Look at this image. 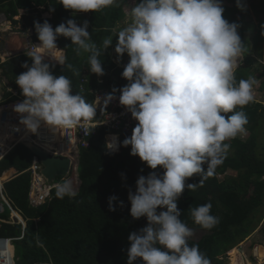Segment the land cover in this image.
I'll use <instances>...</instances> for the list:
<instances>
[{"label":"clouds","instance_id":"1","mask_svg":"<svg viewBox=\"0 0 264 264\" xmlns=\"http://www.w3.org/2000/svg\"><path fill=\"white\" fill-rule=\"evenodd\" d=\"M57 2L76 14L99 12L117 4V0ZM236 6L246 8L242 0H236ZM54 11V6L49 7V12ZM224 11L223 0H138L130 10V22L120 24L123 28L116 34L114 46L109 36L100 47L92 41L87 19L78 24L69 18L55 28L47 19L33 22L40 44L28 53L31 64L25 61L21 65L26 71L16 76L24 99L13 106L20 114V123L32 133L41 126L51 132L71 129L97 115L94 97L91 105L79 93L73 94L67 76L52 71L59 64L79 75L72 64H66V56L50 55L58 49V37L70 38L77 56L88 54L89 71L98 77L105 74L99 59L105 50L113 47L117 64L125 54L129 57L121 72L128 83L112 88L105 97V107L117 98L118 91L119 104L137 123L122 142L111 134L105 148L114 153L120 146H130V155L138 156L153 171L139 175L135 191L128 192L131 217H144L147 224L129 234L126 264H210L198 244H189L195 231L180 218L177 202L185 188L194 192L214 176L230 150L226 141L246 132L247 115L237 109L253 101L256 81L253 77L236 80L235 69L245 52L238 33L241 25L229 22ZM15 16L9 18L11 22L21 21V31L29 32L23 28L22 17ZM2 49L0 45L1 60L15 55H3ZM76 156L73 158L78 160ZM158 166L162 171H156ZM194 175L199 181L186 183ZM55 188L60 199L78 195L70 180ZM117 200L116 195L108 197L109 211L116 210L113 202ZM119 204L123 207L124 202ZM211 209L210 201L190 207L192 222L203 230L215 228L220 217ZM37 245L43 246L39 240Z\"/></svg>","mask_w":264,"mask_h":264},{"label":"trees","instance_id":"2","mask_svg":"<svg viewBox=\"0 0 264 264\" xmlns=\"http://www.w3.org/2000/svg\"><path fill=\"white\" fill-rule=\"evenodd\" d=\"M127 1L117 0L116 5L99 12L76 14L65 10L57 0H0V12L12 18L22 10L23 28L30 30V38L35 46L40 41L34 21L43 23L47 19L55 28L61 22L72 18L71 14H84L89 21L88 31L92 41L100 47L103 39L112 36L113 30L120 27L121 20L125 17L124 5ZM137 2L138 0H133V5ZM242 3L246 5L244 10L236 6V0H223V16L229 22L241 25L238 33L245 49L243 60L235 69V76L237 82L255 77L256 89L264 92V64L255 60L250 53L246 36L249 23L244 20V16L255 14L258 28L263 35L257 34L254 41H264V0H242ZM52 6L55 11L49 12V7ZM13 21L16 23V20ZM251 25L253 26L252 23ZM56 44L58 49L51 50L50 55L66 56V64H72L79 71V75L59 64H55L52 71L56 75L67 76L72 81L73 94L79 93L91 105L93 90L104 88L112 91L113 87L119 89L128 83L121 77L124 65L117 64L108 49L99 57L105 74L98 77L89 71L88 54L77 56L74 51L76 46L70 38L60 36ZM28 53L30 52L23 51L4 60L0 58V83L3 92L0 104L17 97L24 99L15 79L26 71L21 66L25 61L31 64ZM46 59H49L48 55ZM83 74L87 80L84 88L80 89L79 79ZM11 89H16L17 95H13ZM237 110H242L247 115L248 123L245 128L248 136L244 139L237 136L226 141L231 145L230 150L223 163L217 167L214 176L206 179L204 186L198 187L194 192L185 188L177 202L181 210L180 218L194 231L203 232L199 238L190 239L189 244H198L201 252L209 258L210 264L227 262L228 251L243 241L260 221L255 216L264 203V156L257 153L256 134L264 104L254 98L243 109ZM102 116L103 111L97 109L93 120L99 121ZM95 128L90 145L79 148L77 175L80 183L76 191L78 195L74 198H57L54 188L47 202L39 207H31L28 203L30 175L25 172L32 157L30 149L23 143H18L0 161V170H10L13 173L4 183L5 193L25 219L23 237L13 240L14 247L19 248L14 253L15 264H126L127 249L130 246L127 239L129 234L147 224L144 217H131L128 192L130 189L135 191V181L139 175L146 176L153 170L138 156L130 155V146H120L118 152L107 153V128L102 125ZM126 137L129 136L120 134L119 141L122 142ZM54 138H61L60 130L54 132ZM228 169L236 171V174L225 175L219 179L218 175L224 174ZM156 171L162 170L158 166ZM121 173L124 174L123 177ZM8 174L6 171L5 177ZM199 179L198 175H194L186 183H195ZM111 195L118 197L113 202L115 211H109L108 197ZM119 201L124 202L123 207ZM209 201L212 203L211 212L220 217V223L211 230H203L192 222L189 208ZM3 216L7 214L4 213ZM21 232V224L0 221V236L16 238ZM37 240L42 243V247L37 245ZM137 264L140 262L137 261ZM230 264H242L237 253Z\"/></svg>","mask_w":264,"mask_h":264},{"label":"built area","instance_id":"3","mask_svg":"<svg viewBox=\"0 0 264 264\" xmlns=\"http://www.w3.org/2000/svg\"><path fill=\"white\" fill-rule=\"evenodd\" d=\"M18 19V16H15ZM13 23L9 17L0 12V45L1 54H10L12 51L19 50L23 47V37L28 38V46L26 50L34 51L36 46L30 38L28 31L14 30ZM7 42L5 48L3 44ZM85 74L80 78V88H84L83 84L86 82ZM13 95H17L16 90H11ZM108 89L99 88L93 90V103L97 109L103 111V116L99 121H82L77 127L71 129H58L61 132V138L55 140L54 132H51L47 127L41 126L36 132L32 133L23 124L20 123V114L13 110V106L23 99L17 97L15 99L4 101L0 104V161L9 153V151L18 143H23L25 140L40 144L45 147L51 154L61 156L78 155L79 148L88 147L91 142V137L94 136L96 126L102 125L107 128L105 139L111 134H124L131 136L132 129L136 125L135 121L126 108L119 104V92L117 91L116 99L110 101L105 107V97L110 93ZM47 143V146L46 144ZM72 145V146H70ZM70 146V147H69ZM120 149V147H119ZM118 149V151H119ZM116 151V152H118ZM107 153H111L106 149ZM114 152V153H116ZM42 165L36 155H32L29 166L25 172H29L30 183L28 189V203L31 207H38L51 198V191L58 185V182L46 181L41 174ZM6 170H0V221L5 223H18L22 226V232L19 237H0V264H15L13 258L14 239L23 237V230L25 227V219L22 217L20 211L12 204L11 200L5 193L4 183L12 176L8 174L5 177ZM8 211L7 216L3 214ZM257 256V253L255 254ZM225 264V263H220Z\"/></svg>","mask_w":264,"mask_h":264},{"label":"rangeland","instance_id":"4","mask_svg":"<svg viewBox=\"0 0 264 264\" xmlns=\"http://www.w3.org/2000/svg\"><path fill=\"white\" fill-rule=\"evenodd\" d=\"M133 6H134L133 0H128L127 3L124 5L125 17L121 20L122 21L121 25H125V24L127 25L130 22L131 20L130 10ZM22 12L23 11L20 10L17 16L19 17L22 16L24 14ZM71 15H73L72 18H75L78 24H82V22L85 19H87V17L84 14L83 15L71 14ZM245 19L249 23L246 36L249 41L248 47L250 49V53L252 54L255 60H258L259 62L264 64V41L262 40L257 41V42L254 41V37H256L257 34H262L260 33L261 32L260 28H258L255 14L251 13L250 15H246L244 16V20ZM251 23L253 24V26L251 25ZM20 24H21V21H19V24L17 22L13 23V25H16L15 27L16 30H19V31L22 30ZM122 28L123 27H118L113 30V34L111 36L113 37V46L116 42L115 36L120 30H122ZM108 50L111 56L115 59L116 53L114 52L113 47H110ZM127 58L129 57L127 56V54H125L121 60V63L125 62ZM115 62H116V59H115ZM255 81L257 82L256 78H255ZM1 95H2V89H1V83H0V97ZM253 96L256 100L264 104V92L258 91L256 89V83L253 85ZM256 134H257V141H258L257 153L264 156V111H263V116L260 119V124H259ZM247 136H248L247 131L243 134L238 135V137L243 138V139L246 138ZM75 157L77 156L75 155ZM75 157L74 159L77 161V158ZM75 160H73V162H75ZM73 170H74V166L72 165L71 172L67 177L66 176L62 178L58 177L56 180L57 181L61 180V182L63 183L65 180H69L73 178V175H72V173L74 172ZM235 174H236V171L228 169L224 174H219L218 177L219 179H222L223 177H225V175L234 176ZM71 182H72L74 190L77 191L79 187V186L77 187V183H76L77 181L75 182V180L73 179ZM259 210L260 211L256 214L255 217L260 218V221L256 223L257 221L256 220L255 221L256 226L248 234V236L244 238L243 241L236 244L230 251H228L227 262H225V264H230L231 260L234 259V255L236 253H237V258L239 259V261L242 262V264H248V262L250 264H264V255L262 253L264 252V203L262 204V206H260ZM5 213L8 214V211H6ZM201 234H202L201 231H195L194 238L199 237ZM241 243L242 245H240ZM256 247H258L259 249H256ZM15 250H19V248L14 247V253H15ZM256 253H257V256H255Z\"/></svg>","mask_w":264,"mask_h":264},{"label":"water","instance_id":"5","mask_svg":"<svg viewBox=\"0 0 264 264\" xmlns=\"http://www.w3.org/2000/svg\"><path fill=\"white\" fill-rule=\"evenodd\" d=\"M23 40V47L19 50H16L15 54L20 53L26 48V46H28V38L23 37ZM11 54H13V52H11ZM23 144L27 146L33 154L38 156L42 165L41 174L46 181L49 182L52 180H56L57 177H65L70 174L73 165L72 156L51 154L48 150L35 144L32 141H25L23 142Z\"/></svg>","mask_w":264,"mask_h":264},{"label":"crops","instance_id":"6","mask_svg":"<svg viewBox=\"0 0 264 264\" xmlns=\"http://www.w3.org/2000/svg\"><path fill=\"white\" fill-rule=\"evenodd\" d=\"M121 26H126V24L125 25H121ZM7 42L4 44V47L6 48L7 47ZM13 52V54H15L16 53V51H12ZM5 59V58H4ZM129 61V58H127L126 60H125V62H122V63H120L121 65H124V64H127V62ZM247 131V130H246ZM73 160H75L74 158H73ZM73 166H74V172L72 173V175H73V178H71V179H69L70 181H72L73 179L75 180V182L77 183V187L79 186V179H78V175H77V161L75 160V162H73ZM6 171H8L10 174H12V176H13V173L10 171V170H6ZM11 176V177H12ZM67 177V176H66ZM59 182V184H62V182H61V180L60 181H58ZM240 245H242V243L240 244ZM254 256V255H253ZM232 261V260H231ZM248 264H250L249 262H248Z\"/></svg>","mask_w":264,"mask_h":264},{"label":"bare ground","instance_id":"7","mask_svg":"<svg viewBox=\"0 0 264 264\" xmlns=\"http://www.w3.org/2000/svg\"><path fill=\"white\" fill-rule=\"evenodd\" d=\"M2 60H4V58H3ZM233 250H234V249H233Z\"/></svg>","mask_w":264,"mask_h":264}]
</instances>
